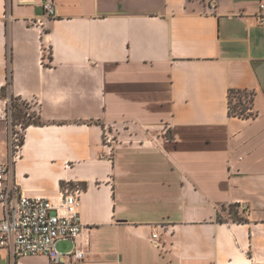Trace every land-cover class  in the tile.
Returning a JSON list of instances; mask_svg holds the SVG:
<instances>
[{"label": "crops", "instance_id": "crops-1", "mask_svg": "<svg viewBox=\"0 0 264 264\" xmlns=\"http://www.w3.org/2000/svg\"><path fill=\"white\" fill-rule=\"evenodd\" d=\"M259 13L260 0H0V162L10 74L8 95L43 121L23 129L13 177L31 196L83 188V231L58 242L86 250L77 264H264ZM231 88L255 92L254 117L229 114ZM0 264L52 263L0 247Z\"/></svg>", "mask_w": 264, "mask_h": 264}, {"label": "built area", "instance_id": "built-area-1", "mask_svg": "<svg viewBox=\"0 0 264 264\" xmlns=\"http://www.w3.org/2000/svg\"><path fill=\"white\" fill-rule=\"evenodd\" d=\"M46 14L55 16L53 1L44 4ZM259 22L264 24V0H260ZM49 49H45L48 55ZM7 116L11 121L10 160L0 162V202L4 217L0 222V247L7 248L16 258L24 255L47 256L52 264H77L86 258V250L75 244L69 251L58 248L60 240L75 241L82 233L84 224L80 214L82 187H66L57 197L31 196L13 177V162L19 155L21 141L12 123L11 95H8ZM7 106V107H8ZM31 113V112H30ZM110 146L116 142L111 132L105 134ZM154 239L158 237L153 234ZM155 243L158 242L155 240Z\"/></svg>", "mask_w": 264, "mask_h": 264}, {"label": "trees", "instance_id": "trees-1", "mask_svg": "<svg viewBox=\"0 0 264 264\" xmlns=\"http://www.w3.org/2000/svg\"><path fill=\"white\" fill-rule=\"evenodd\" d=\"M51 58V57H50ZM11 84V76H8L7 85L2 88V96L8 97V87ZM255 92L248 89H237L231 88L228 93V104H229V114L231 116H238L244 118L254 117L255 113L253 111V101ZM16 99H20L21 102H16ZM30 103L19 97L11 95V111H12V123L13 125H19L25 129L31 124H43V121L38 116L35 118L32 113L28 111ZM9 106L7 109L9 110ZM24 143V137L21 140V145ZM231 218L237 221H244L245 218L239 215L238 210L231 207L230 209Z\"/></svg>", "mask_w": 264, "mask_h": 264}, {"label": "rangeland", "instance_id": "rangeland-1", "mask_svg": "<svg viewBox=\"0 0 264 264\" xmlns=\"http://www.w3.org/2000/svg\"><path fill=\"white\" fill-rule=\"evenodd\" d=\"M49 55V53H48ZM16 102H21L20 99H16ZM28 111L32 113V115L35 117V118H38V109H35V111H33L31 109V107L28 108ZM11 119L13 120V117H11ZM14 129L18 132V136L20 138V141L23 139V136H24V133H23V127L21 126V124L19 125H13ZM58 248L60 250H67L70 248V243L67 241L65 242H60L58 243Z\"/></svg>", "mask_w": 264, "mask_h": 264}]
</instances>
